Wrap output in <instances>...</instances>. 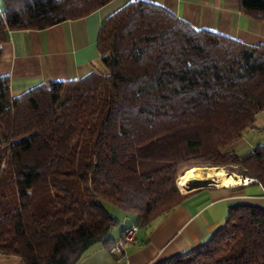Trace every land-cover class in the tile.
Segmentation results:
<instances>
[{"label": "trees", "instance_id": "obj_1", "mask_svg": "<svg viewBox=\"0 0 264 264\" xmlns=\"http://www.w3.org/2000/svg\"><path fill=\"white\" fill-rule=\"evenodd\" d=\"M110 1L3 0L0 43ZM239 5L264 17V0ZM96 46L102 72L80 79L13 96L0 76V253L25 264H77L94 243L110 248L120 221L105 204L150 225L192 191L175 177L195 157L264 187V144L233 149L264 110V44L128 0L101 21ZM160 264H264V207L230 206L205 244Z\"/></svg>", "mask_w": 264, "mask_h": 264}, {"label": "crops", "instance_id": "obj_2", "mask_svg": "<svg viewBox=\"0 0 264 264\" xmlns=\"http://www.w3.org/2000/svg\"><path fill=\"white\" fill-rule=\"evenodd\" d=\"M128 0H112L96 11L45 29L10 30L0 43V76H7L15 96L39 84L80 79L102 69L96 46L101 21ZM162 5L192 27L211 30L247 45L264 44V17L247 13L239 0H142ZM258 114L264 115V110ZM242 139V137H241ZM189 191V190H188ZM182 193V192H181ZM185 199L148 226H139L117 260L101 242L94 243L77 264H160L205 244L221 228L229 207H264V187L257 182L205 186L182 193ZM135 222L130 214L119 220ZM113 235L117 239L121 230ZM0 264H25L0 253Z\"/></svg>", "mask_w": 264, "mask_h": 264}, {"label": "rangeland", "instance_id": "obj_3", "mask_svg": "<svg viewBox=\"0 0 264 264\" xmlns=\"http://www.w3.org/2000/svg\"><path fill=\"white\" fill-rule=\"evenodd\" d=\"M3 6H4L3 0H0V11L3 10ZM99 72H102V69ZM257 144H264V115H261V114H257L255 117V127L253 129L246 130L242 135V139L233 146V149L236 151V153L241 154V153H244V152L252 149ZM207 166L208 167L209 166L221 167L226 173H229L225 166L212 165L211 163L205 161L202 158L195 157V159H190V160L186 161L182 165V167L178 170V172L176 173L175 184H176L177 188L189 190V189L183 188L178 182V175L181 174L185 169H187L189 167H207ZM204 175L209 176L207 173H205ZM240 176L244 177V175H240ZM245 177H247V176H245ZM208 186H212V185H208ZM104 207L111 215L116 217L118 219V221L124 215L123 211H121L120 209H118L112 205L105 204ZM118 231H119V224L117 223L116 225H114L111 228L110 235L111 236L117 235Z\"/></svg>", "mask_w": 264, "mask_h": 264}, {"label": "bare ground", "instance_id": "obj_4", "mask_svg": "<svg viewBox=\"0 0 264 264\" xmlns=\"http://www.w3.org/2000/svg\"><path fill=\"white\" fill-rule=\"evenodd\" d=\"M207 173L209 176H205ZM249 177H243L234 172L226 173L221 167H189L178 175L179 184L186 189L215 185V186H234L242 185ZM192 188V189H191Z\"/></svg>", "mask_w": 264, "mask_h": 264}, {"label": "built area", "instance_id": "obj_5", "mask_svg": "<svg viewBox=\"0 0 264 264\" xmlns=\"http://www.w3.org/2000/svg\"><path fill=\"white\" fill-rule=\"evenodd\" d=\"M251 182H255V179L250 178L248 180H245L243 182L244 184L242 185H246ZM120 225H121V230L118 238L114 241L113 245L110 248H108L109 253L117 260H122L126 257L125 246L128 242H130L133 239L139 227L138 223L136 222L128 223L125 219H123L120 222Z\"/></svg>", "mask_w": 264, "mask_h": 264}, {"label": "water", "instance_id": "obj_6", "mask_svg": "<svg viewBox=\"0 0 264 264\" xmlns=\"http://www.w3.org/2000/svg\"><path fill=\"white\" fill-rule=\"evenodd\" d=\"M245 177V176H244ZM205 187V186H204ZM200 188H202V187H200ZM196 189H198V188H196Z\"/></svg>", "mask_w": 264, "mask_h": 264}]
</instances>
